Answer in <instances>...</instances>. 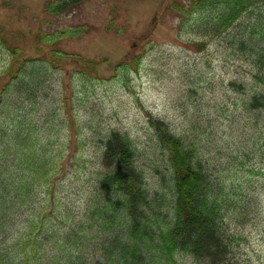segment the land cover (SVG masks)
<instances>
[{"label": "rangeland", "instance_id": "374dc122", "mask_svg": "<svg viewBox=\"0 0 264 264\" xmlns=\"http://www.w3.org/2000/svg\"><path fill=\"white\" fill-rule=\"evenodd\" d=\"M60 1L0 0V95L19 73L17 64L12 73L8 69L13 58L60 56L49 59L55 66L47 70L48 88L30 108L38 134L59 158L58 199L83 201L111 131L135 146L149 195L167 198L169 168L155 142L154 123L162 121L214 181L256 198L245 221L227 216L224 224L235 240L234 262L264 264V106L243 107L253 94L264 95V78L250 51L232 46L225 32L214 36L202 15L186 9L188 0H79L69 8L47 7ZM178 261L199 264L187 256Z\"/></svg>", "mask_w": 264, "mask_h": 264}, {"label": "trees", "instance_id": "16d2710c", "mask_svg": "<svg viewBox=\"0 0 264 264\" xmlns=\"http://www.w3.org/2000/svg\"><path fill=\"white\" fill-rule=\"evenodd\" d=\"M78 1L47 7L69 8ZM187 4L214 36L225 32L232 46L249 50L264 78V0ZM50 58L19 63L13 58L8 69L12 73L17 64L19 73L1 90L0 264H180V256L199 264H236L231 255L235 240L224 219L245 221L244 212L250 205L254 210L256 198L234 184L214 181L194 150L162 121L154 123L155 142L169 168L167 198L149 195L135 146L111 131L101 142L99 167L83 201L77 198L70 205L58 199L59 158L52 154L53 144L38 134L37 113L30 110L48 88L47 70L55 66ZM262 106L261 94L243 103L245 109Z\"/></svg>", "mask_w": 264, "mask_h": 264}]
</instances>
